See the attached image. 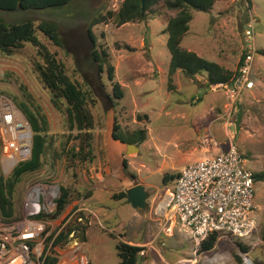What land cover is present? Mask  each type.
<instances>
[{"label":"rangeland","instance_id":"1","mask_svg":"<svg viewBox=\"0 0 264 264\" xmlns=\"http://www.w3.org/2000/svg\"><path fill=\"white\" fill-rule=\"evenodd\" d=\"M165 1L151 6L145 20L122 25L107 15L117 11L122 0H70L61 8L0 14L7 23L30 19L37 27L43 20L55 22L62 47L53 45L36 28L39 40L65 65L73 81L92 88L95 99L89 104L94 118L93 160L70 159L66 151L77 145V132L70 130L65 105L55 107L36 71L40 61L36 48L25 43L10 55L0 53V112H10L12 106L17 127L28 125L15 104L23 100L24 86L47 121L43 165L16 183L14 215L0 222L10 225L22 220L21 201L27 187L49 185L53 192L46 197L54 206L62 186L68 189L70 201L60 215L47 219L52 224L48 229L55 233L78 227L67 237L84 242L93 264H118L115 245L119 240L145 247L139 264H247L245 256L254 263L263 262L264 178L255 182L257 225L253 234L239 242L217 241L207 252L197 251L200 243L188 230L173 223L161 226L152 208L171 186L172 180L163 182L164 175L177 174L202 155L230 145L237 148L246 168L264 173V55L258 52L264 50V0H219L208 12L193 10L181 41L184 49L235 72L244 54V30L252 14L257 48L251 72L254 87L244 90L232 106L223 91L210 88L205 72L191 78L177 70L168 82L170 53L164 29L176 11L169 10ZM98 15L106 20L92 25ZM88 27L95 47L106 49L114 80L124 91L115 108L109 99L111 81L106 71L98 73L97 63L91 61ZM114 125L124 137L145 131L138 152L125 153L126 144L112 137ZM12 135L0 131V138ZM136 183L149 193L148 208L136 209L126 199H112ZM79 206L81 210L73 215ZM238 244L246 246L247 252H241Z\"/></svg>","mask_w":264,"mask_h":264},{"label":"built area","instance_id":"2","mask_svg":"<svg viewBox=\"0 0 264 264\" xmlns=\"http://www.w3.org/2000/svg\"><path fill=\"white\" fill-rule=\"evenodd\" d=\"M253 19L251 14L246 23L244 58L237 75L229 84H210L212 90L225 93L230 106L244 90L254 87L251 72L257 48ZM11 108L10 112H0V131L13 133L9 138H0V171L4 176L30 157L32 145L29 123L17 127ZM50 191L49 185L27 187L21 201L22 220L10 225L0 222V264H44L47 256L55 257L54 264H88L84 242L79 238L71 236L54 244L61 232L48 229L52 224L47 219H52L55 211L54 200L53 206L52 199L46 197ZM254 197V173L245 167L237 148L230 145L180 169L152 211L163 227L179 225L190 232L196 243L211 234L217 235V241L239 242L248 239L256 228ZM144 254L145 250L139 252L141 257ZM244 259L247 264H255L246 256Z\"/></svg>","mask_w":264,"mask_h":264},{"label":"trees","instance_id":"3","mask_svg":"<svg viewBox=\"0 0 264 264\" xmlns=\"http://www.w3.org/2000/svg\"><path fill=\"white\" fill-rule=\"evenodd\" d=\"M159 0H122L117 11H108L109 18H113L119 25L125 23H134L145 20L148 10ZM219 0H166L165 6L169 10H175L176 14L170 17L166 23L164 33L167 34L166 46L170 53L168 66V82L172 80V75L177 71H182L188 77H194L199 73H206L208 84L232 82L238 73V69L243 62L242 55L238 68L231 72L219 64L208 61L193 51L186 50L181 46L183 36L189 30V22L192 19V11L208 12L212 9L214 3ZM226 1V0H225ZM70 0H0V14L4 12L15 11H35L53 8H61L67 5ZM106 20L104 15L96 16L92 25ZM36 28L40 30L46 38L55 46L62 47V39L55 22L43 20L38 26L30 19L19 22L7 23L0 18V53L10 55L15 49H20L25 43H29L37 50L40 61L36 63V71L46 88L50 91L52 102L56 108L65 105V113L69 122L70 130H76V138L79 140L76 146L67 150L70 159H77L81 162H90L93 160L92 153V130L94 128V118L90 112L89 104L95 103L92 88L84 83V88L73 81L67 74L65 65L59 61L55 54L45 46L36 34ZM91 45V61L97 63L98 73L106 71L108 80L111 81V95L109 96L112 107H116L118 101L124 97V91L119 82L114 80V66L110 63L108 53L105 48L95 47V37L91 28L87 29ZM264 55V50H259ZM171 84L169 83V86ZM22 101L15 102L18 110L23 114L30 125L32 131V145L30 157L16 164L10 176L5 177L0 173V220H9L14 215L13 191L14 186L20 178L27 173L37 171L42 165V157L46 151L47 121L45 116L40 113L38 106L35 104L31 94L22 86ZM118 126L114 125L112 137L119 140L122 144H134L137 147L145 140V131L137 130L128 137L118 134ZM126 166V161L123 160ZM134 176V175H132ZM176 174L163 176V182L166 184L175 178ZM264 178L263 172L254 173L255 182ZM113 199H126L124 191L116 193ZM70 201V193L67 188L60 187V194L55 199V211L52 217L60 215ZM78 227H69L65 232H61L56 238L54 244L64 241L67 236ZM264 240V228L261 233ZM217 235L211 234L202 240L198 247V252H207L215 246ZM239 250L247 252V247L238 244ZM118 264H139L141 250L145 247L130 244L126 241L119 240L115 245ZM237 260L241 258L236 257ZM55 257L47 256L44 264H54ZM88 264H93L88 262ZM255 264H264L258 262Z\"/></svg>","mask_w":264,"mask_h":264},{"label":"water","instance_id":"4","mask_svg":"<svg viewBox=\"0 0 264 264\" xmlns=\"http://www.w3.org/2000/svg\"><path fill=\"white\" fill-rule=\"evenodd\" d=\"M141 4H144V0H141ZM132 151L138 152V147L134 144H126L125 153L129 154ZM126 201L133 208L146 209L148 208L147 199L149 193L146 191L145 186L141 183H136L125 190Z\"/></svg>","mask_w":264,"mask_h":264},{"label":"crops","instance_id":"5","mask_svg":"<svg viewBox=\"0 0 264 264\" xmlns=\"http://www.w3.org/2000/svg\"><path fill=\"white\" fill-rule=\"evenodd\" d=\"M204 155H202V157H203ZM113 199V198H112ZM115 200V199H114ZM161 226H162V223H161Z\"/></svg>","mask_w":264,"mask_h":264}]
</instances>
